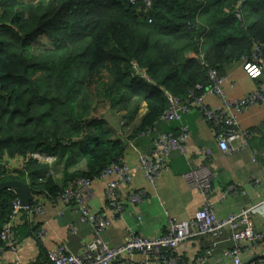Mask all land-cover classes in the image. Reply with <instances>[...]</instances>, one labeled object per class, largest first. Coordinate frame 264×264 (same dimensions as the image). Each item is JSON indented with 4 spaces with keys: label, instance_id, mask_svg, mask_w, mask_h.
Segmentation results:
<instances>
[{
    "label": "trees",
    "instance_id": "trees-1",
    "mask_svg": "<svg viewBox=\"0 0 264 264\" xmlns=\"http://www.w3.org/2000/svg\"><path fill=\"white\" fill-rule=\"evenodd\" d=\"M130 1L0 0V185L24 183L30 208L34 196L56 197L123 160L125 142L81 109L93 93L129 120L145 106L133 135L144 133L168 108L167 94L184 99L209 85L207 66L220 74L264 44V0ZM247 142L263 150L264 121ZM37 153L54 163L29 158ZM19 158L22 168L12 165ZM16 192L0 191V233Z\"/></svg>",
    "mask_w": 264,
    "mask_h": 264
},
{
    "label": "crops",
    "instance_id": "crops-1",
    "mask_svg": "<svg viewBox=\"0 0 264 264\" xmlns=\"http://www.w3.org/2000/svg\"><path fill=\"white\" fill-rule=\"evenodd\" d=\"M190 56L194 57V54ZM220 75L225 77L222 88L227 98H244L254 91H261L264 99V73L259 79L253 80L246 75L239 62H234L223 66ZM141 77L147 79L146 74ZM206 102L209 107L216 108L220 106L221 99L210 96ZM105 107L99 117L105 119L116 132L117 138L125 142L123 162L127 164L131 175V182L119 183L116 193V198L123 204L124 214L101 235L109 248L119 247L136 235L159 237L165 233L167 218L192 219L207 204L211 205L218 220H224L261 199L264 190V147L259 152L253 151L255 142L251 143L252 147L249 146L244 136L241 141L232 144L236 150L229 153L222 151L216 140L215 129L197 110L184 114L174 122L158 119L146 132L133 135L140 117L146 111L145 106L131 120L125 117L124 112L113 111L107 105ZM263 121L264 102L250 107L240 116L239 130L249 135L250 130L257 128ZM182 128H186L190 135L184 150L175 149L171 152L168 170L155 187L151 186L145 171L140 167L139 156L144 153L155 158L153 149L156 138L169 133L178 137ZM244 142H247L246 145H243ZM12 165L21 168L22 160H15ZM196 169L215 176L208 194L187 180L189 172ZM56 179L61 186L62 175L57 174ZM118 179L120 176L113 174L109 178L95 180L86 190V200L94 212L112 214L106 209L105 189L109 181ZM140 191L146 193L145 198L139 203H131L130 195ZM34 199L36 204L44 207L45 212L32 218L26 212L21 215L20 225L16 228V249H7L0 264H51L47 252L63 243L68 252L81 255L82 243L91 234L92 228L81 223L76 214L65 209L60 201H51L45 195H36ZM252 223L264 235V217L257 215ZM214 241L212 236L184 240L177 248V257L187 264H232V257L227 254L235 245L230 231L226 230L222 238L216 240V245H213ZM241 260L247 264H264V245L248 250L242 244ZM115 264L161 263L153 256L135 253L133 256H121Z\"/></svg>",
    "mask_w": 264,
    "mask_h": 264
},
{
    "label": "built area",
    "instance_id": "built-area-1",
    "mask_svg": "<svg viewBox=\"0 0 264 264\" xmlns=\"http://www.w3.org/2000/svg\"><path fill=\"white\" fill-rule=\"evenodd\" d=\"M15 1L38 3L42 0ZM138 1L131 0L130 3L136 4ZM144 2L147 7L150 6L149 0H144ZM239 63L249 78L253 80L259 79L264 73V44H254L251 54L243 57ZM133 68L136 74L141 72L135 64ZM207 68L209 85L206 87L201 84L196 85L187 92V96L184 99L167 94L168 108L159 119L174 122L182 118L184 114L197 110L202 114L204 120L215 129L219 148L229 153L236 150L232 145L234 142L241 141L244 136L245 138L248 136V132L240 131V116L250 107L261 105L264 102L263 95L261 91H254L244 98H227L222 88L225 77L220 75L217 70L208 66ZM210 96L221 99L219 107L208 106L206 100ZM189 136L186 128H182V133L178 137L171 133L165 134L156 138L154 142L155 158L144 153L139 156L140 167L145 171L146 179L151 186L155 187L168 170V160L171 152L175 149L184 150V144ZM246 143L244 142L243 145H246ZM29 158L49 166L55 161L54 157L38 153L30 155ZM20 160H22V166L27 161ZM113 174H118L120 179L109 181L105 189L106 209L110 210L112 214L105 215L94 212L88 205L85 192L90 188L93 181L109 178ZM186 177L191 184L197 186L205 194L211 192L215 178L212 173H203L200 169H196L191 170ZM130 182L131 175L128 166L121 160L109 164L93 180L77 179L63 187L58 196H48L51 201H60L65 209H70L76 214L81 223L87 224L92 228L91 234L82 243L80 256L68 252L66 244L63 243L47 252V257L51 264H115L121 256H133L135 253L153 256L161 264H187L184 260L177 257V248L184 240L193 237L212 236L215 240L213 245H216V240L222 238L226 230L230 231V237L235 243L233 248L227 253L232 257V264H247L241 260L242 244H245L248 250L264 245V235L252 223L255 216L264 217L263 190L258 203L252 204L239 214L231 215L227 219L218 220L213 213L211 205L207 204L192 219L175 220L167 218L165 233L159 237L145 238L136 235L119 247L109 248L103 242L101 235L113 224L114 220L124 214L123 204L116 198V193L119 183L127 184ZM255 183L257 184L258 182L256 181ZM16 194L17 198L13 202L12 215L4 224L0 233V260L7 249H16V228L20 225L21 215L26 212L32 218L34 215H42L45 212L44 207L38 204L33 208L23 207L17 192ZM145 196V192H136L130 195L129 201L131 203H139ZM249 264H255V262Z\"/></svg>",
    "mask_w": 264,
    "mask_h": 264
},
{
    "label": "water",
    "instance_id": "water-1",
    "mask_svg": "<svg viewBox=\"0 0 264 264\" xmlns=\"http://www.w3.org/2000/svg\"><path fill=\"white\" fill-rule=\"evenodd\" d=\"M139 76H144V72L141 71L138 73ZM8 188H16L18 196L20 198L21 205L23 207H29L30 205V196L27 190V187L24 183L20 181H9L0 185V191Z\"/></svg>",
    "mask_w": 264,
    "mask_h": 264
},
{
    "label": "rangeland",
    "instance_id": "rangeland-1",
    "mask_svg": "<svg viewBox=\"0 0 264 264\" xmlns=\"http://www.w3.org/2000/svg\"><path fill=\"white\" fill-rule=\"evenodd\" d=\"M44 1H46V0H44ZM92 98H93V100H92ZM88 102L86 101V104L81 108V109L85 110L86 115H89L93 112L97 116H102L103 111L106 109V107H105L106 104L100 103L99 99L95 93L92 94V97L89 98ZM82 105H83V103H82Z\"/></svg>",
    "mask_w": 264,
    "mask_h": 264
}]
</instances>
